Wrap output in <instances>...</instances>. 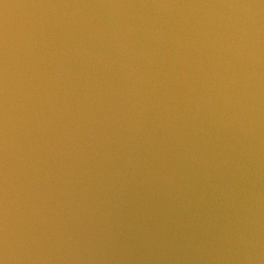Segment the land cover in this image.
Segmentation results:
<instances>
[{
    "label": "water",
    "instance_id": "95a60500",
    "mask_svg": "<svg viewBox=\"0 0 264 264\" xmlns=\"http://www.w3.org/2000/svg\"><path fill=\"white\" fill-rule=\"evenodd\" d=\"M260 237L264 0H0V264Z\"/></svg>",
    "mask_w": 264,
    "mask_h": 264
}]
</instances>
